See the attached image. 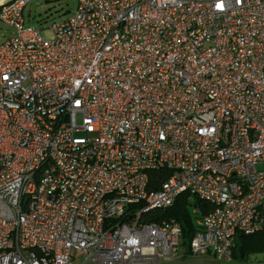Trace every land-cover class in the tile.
Here are the masks:
<instances>
[{"label": "built area", "instance_id": "built-area-1", "mask_svg": "<svg viewBox=\"0 0 264 264\" xmlns=\"http://www.w3.org/2000/svg\"><path fill=\"white\" fill-rule=\"evenodd\" d=\"M27 2L0 0V264L175 260L181 193L187 256L264 236V0H76L50 38Z\"/></svg>", "mask_w": 264, "mask_h": 264}, {"label": "rangeland", "instance_id": "rangeland-1", "mask_svg": "<svg viewBox=\"0 0 264 264\" xmlns=\"http://www.w3.org/2000/svg\"><path fill=\"white\" fill-rule=\"evenodd\" d=\"M76 0H28L23 9V26H33L39 29V34L44 38L51 37L49 24L51 21H59L73 13ZM11 28L0 22V42L11 35ZM257 168H263L264 162L256 164ZM183 252L182 247L178 249ZM83 256L77 255L73 259L74 264H94L86 260L81 263ZM144 263V262H142ZM160 264H264V247L258 239L252 241L243 254L238 255L233 251V256L228 261H220L209 254L194 257H180L168 262L160 261Z\"/></svg>", "mask_w": 264, "mask_h": 264}, {"label": "trees", "instance_id": "trees-1", "mask_svg": "<svg viewBox=\"0 0 264 264\" xmlns=\"http://www.w3.org/2000/svg\"><path fill=\"white\" fill-rule=\"evenodd\" d=\"M208 208L209 206L205 202L196 198L188 200L187 194L181 193L177 196L172 205L166 208L163 212L156 211L152 217L157 221L158 218L156 214L164 215L165 217L172 218L179 224V247L181 246L183 249L181 257H185L188 255V244L191 235L198 228L196 220L199 219ZM192 209L195 210L192 212ZM256 239H258L264 247V236L262 235L235 234L231 240L232 254L233 251L237 252L238 255L243 254L248 245Z\"/></svg>", "mask_w": 264, "mask_h": 264}, {"label": "crops", "instance_id": "crops-1", "mask_svg": "<svg viewBox=\"0 0 264 264\" xmlns=\"http://www.w3.org/2000/svg\"><path fill=\"white\" fill-rule=\"evenodd\" d=\"M178 255H179V257H178V258H180V257H181V254H179V253H178ZM178 258H177V259H178Z\"/></svg>", "mask_w": 264, "mask_h": 264}]
</instances>
